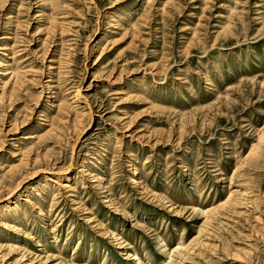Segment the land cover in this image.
<instances>
[{
  "label": "rangeland",
  "instance_id": "rangeland-1",
  "mask_svg": "<svg viewBox=\"0 0 264 264\" xmlns=\"http://www.w3.org/2000/svg\"><path fill=\"white\" fill-rule=\"evenodd\" d=\"M170 255L264 264V0H0V264Z\"/></svg>",
  "mask_w": 264,
  "mask_h": 264
},
{
  "label": "bare ground",
  "instance_id": "bare-ground-1",
  "mask_svg": "<svg viewBox=\"0 0 264 264\" xmlns=\"http://www.w3.org/2000/svg\"><path fill=\"white\" fill-rule=\"evenodd\" d=\"M32 138V137H31ZM233 180V179H232ZM229 199V198H228ZM209 211L210 210H207V211H205V212H202L205 216H207L208 214H209ZM2 224V223H1ZM4 225V224H3ZM121 246V245H120ZM183 250V249H182ZM176 255H178V252H176ZM173 257H175L174 259H176V257L177 256H173ZM172 257H171V255L169 256V260H168V262L170 263V264H173V263H175L176 262V260H174ZM131 260H136V258H135V256L133 257V258H131Z\"/></svg>",
  "mask_w": 264,
  "mask_h": 264
}]
</instances>
